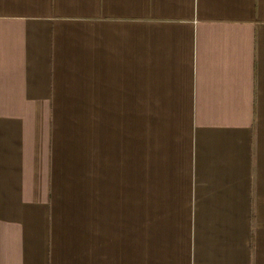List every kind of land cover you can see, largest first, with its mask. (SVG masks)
Wrapping results in <instances>:
<instances>
[{"label":"crops","instance_id":"obj_1","mask_svg":"<svg viewBox=\"0 0 264 264\" xmlns=\"http://www.w3.org/2000/svg\"><path fill=\"white\" fill-rule=\"evenodd\" d=\"M0 264H264V0H0Z\"/></svg>","mask_w":264,"mask_h":264}]
</instances>
